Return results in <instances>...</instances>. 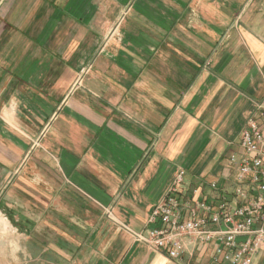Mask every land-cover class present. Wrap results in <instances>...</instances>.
I'll list each match as a JSON object with an SVG mask.
<instances>
[{"label": "crops", "instance_id": "0c3cea01", "mask_svg": "<svg viewBox=\"0 0 264 264\" xmlns=\"http://www.w3.org/2000/svg\"><path fill=\"white\" fill-rule=\"evenodd\" d=\"M262 102L264 0H0V218L30 264H215L107 211L146 234L181 170L211 202Z\"/></svg>", "mask_w": 264, "mask_h": 264}, {"label": "built area", "instance_id": "2783aa9c", "mask_svg": "<svg viewBox=\"0 0 264 264\" xmlns=\"http://www.w3.org/2000/svg\"><path fill=\"white\" fill-rule=\"evenodd\" d=\"M238 149L227 157V185L209 184L215 197L207 203L185 200L184 171L172 178L164 199L153 209L148 222L158 225L146 234L124 228L107 211L116 227L171 260L185 253V243L214 244L215 264H252L264 245V102L246 118ZM193 189L191 194L196 195Z\"/></svg>", "mask_w": 264, "mask_h": 264}, {"label": "rangeland", "instance_id": "374dc122", "mask_svg": "<svg viewBox=\"0 0 264 264\" xmlns=\"http://www.w3.org/2000/svg\"><path fill=\"white\" fill-rule=\"evenodd\" d=\"M0 264H30L26 259V248L21 237L8 231V227L0 221ZM17 238V239H16ZM23 252V253H22Z\"/></svg>", "mask_w": 264, "mask_h": 264}, {"label": "bare ground", "instance_id": "6f19581e", "mask_svg": "<svg viewBox=\"0 0 264 264\" xmlns=\"http://www.w3.org/2000/svg\"><path fill=\"white\" fill-rule=\"evenodd\" d=\"M0 221H2L4 224L7 225L8 231H10V229H12L11 226H10V224L4 218H0Z\"/></svg>", "mask_w": 264, "mask_h": 264}]
</instances>
